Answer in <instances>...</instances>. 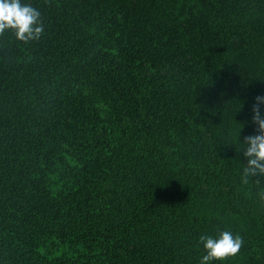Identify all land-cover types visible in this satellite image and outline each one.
<instances>
[{
  "label": "trees",
  "instance_id": "obj_1",
  "mask_svg": "<svg viewBox=\"0 0 264 264\" xmlns=\"http://www.w3.org/2000/svg\"><path fill=\"white\" fill-rule=\"evenodd\" d=\"M0 34V264H264V0H21ZM264 113V105H261Z\"/></svg>",
  "mask_w": 264,
  "mask_h": 264
},
{
  "label": "clouds",
  "instance_id": "obj_2",
  "mask_svg": "<svg viewBox=\"0 0 264 264\" xmlns=\"http://www.w3.org/2000/svg\"><path fill=\"white\" fill-rule=\"evenodd\" d=\"M9 29L15 32L18 40L25 43L38 40L44 32L39 10L29 4H22L21 0H0V34ZM255 101L251 118L252 124L256 126L255 133L245 136L241 141L243 154L247 157L243 171L245 183L249 176H264V113L261 112L264 96H256ZM199 239L205 250L200 264H211L214 260L235 256L244 243L240 235L230 231H222L218 237L202 235Z\"/></svg>",
  "mask_w": 264,
  "mask_h": 264
}]
</instances>
